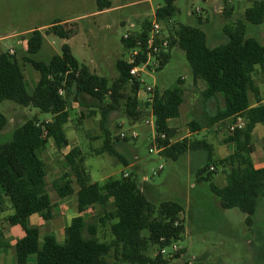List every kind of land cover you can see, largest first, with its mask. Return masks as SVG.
<instances>
[{
  "label": "trees",
  "instance_id": "obj_1",
  "mask_svg": "<svg viewBox=\"0 0 264 264\" xmlns=\"http://www.w3.org/2000/svg\"><path fill=\"white\" fill-rule=\"evenodd\" d=\"M175 1L163 0V5L154 11V18L166 28L165 36L169 41L168 50L158 56L156 69L161 70L167 64L173 47L178 46L184 52L193 82L200 80L203 85L202 106L218 94L222 96V107L204 118L205 127L227 119L231 123L236 116L243 119L242 128L234 129L224 139V143L232 145V152L214 159L213 146L203 138L171 142L176 130L169 127L167 121L179 116L184 102L182 89L160 92L155 87L152 102H141L138 92L142 81L130 75L132 65L126 60L116 61L118 74L109 83L107 78L80 64L66 43L62 44L60 54L53 55L47 62L33 59L31 55L40 50L44 34L38 29L30 31L24 38L26 55L20 60L38 73L32 92L27 90L26 77L15 53H0V102L12 101L51 115L49 120L41 121L36 116L26 119L14 128L10 140L0 142V202L6 199L12 209L6 217L7 223L20 225L24 231V236L12 246L14 264H27L31 257L36 264H167L168 258L161 255L160 250L182 238L181 204L164 201L154 216V204L140 189L132 173L104 183L93 182L84 164L85 157L77 146L70 147L64 155L67 170L51 182L60 199L73 194L72 183L78 187L77 214L65 227L63 242H58L52 234L40 236L36 227L29 226L27 220L32 214H38L44 221L54 216V204L47 191V166L41 154L51 140L59 149L69 145L64 126L69 121L71 103L81 105L83 95L91 97L102 108L100 127L104 139L99 153L106 152L126 165L114 147L115 142L126 138L111 136L105 126L107 117L119 109L130 123H135L148 108L154 117L155 134L165 135L164 140L157 138V145L165 147L160 156L176 161L189 151H204L205 163L196 171L197 180L210 181L211 174L220 168L225 174V184L218 186L210 181L211 192L219 198L223 208H237L246 215L248 226L253 223L259 202L264 201V166L255 167L252 159L254 127L257 124L264 127V98L255 81L258 73L264 72V45L247 37L246 28L247 23L259 25L263 22L264 1L253 0L244 10L242 19L226 24L223 33L227 42L214 47L208 46L207 35L199 26L173 22L178 12ZM111 6V0H96L97 11ZM231 9L227 8L225 16ZM150 22L144 20L140 30L128 40L121 38L124 48L128 50L134 47L136 40H143ZM75 26L73 22L54 21L47 27L46 34L68 39L75 32ZM144 58L142 55L141 59ZM139 61L137 59L134 65ZM59 89L63 90V95L58 93ZM6 124L7 119L0 113V131ZM188 128L195 132L203 126L193 119ZM88 210L93 213L86 215ZM99 227H108L109 240L99 239ZM7 247L0 230V251ZM151 250L157 251L154 257L149 255ZM178 256V252L173 254L175 258Z\"/></svg>",
  "mask_w": 264,
  "mask_h": 264
},
{
  "label": "rangeland",
  "instance_id": "obj_2",
  "mask_svg": "<svg viewBox=\"0 0 264 264\" xmlns=\"http://www.w3.org/2000/svg\"><path fill=\"white\" fill-rule=\"evenodd\" d=\"M134 0L115 1L116 10L107 11L93 16L96 11V0H0V53L10 48L14 49L15 56L22 65L26 77V87L32 92L38 78L37 71L30 64H22L20 58L26 55L18 40L24 41L29 30L39 28L44 34V40L40 50L31 55L33 59L47 62L53 55H59L62 44L66 43L71 49L72 55L78 62L86 66L90 72L103 76L111 83L117 77L115 63L118 59L128 60L129 51L124 48L121 38L127 31L138 32L140 25L137 22L151 21L154 11L163 5V0L144 1L137 6H130ZM233 10L229 16L222 14L220 19H209L212 26L220 22L227 24L236 23L242 18L245 8L251 6L253 0H233ZM259 1V0H258ZM264 1V0H263ZM230 4H232L230 2ZM178 9L173 22L198 26L194 13L196 8H206L208 2L204 0H176ZM92 14V15H91ZM54 21H68L75 23V32L68 39H61L53 34H46L49 24ZM125 24L121 25L120 22ZM131 23H136L131 27ZM163 35L167 34L166 28L161 27ZM208 34V46L214 47L227 42V36L222 33L218 40L211 39ZM246 36L253 37L264 45V20L259 25L247 23ZM142 81L138 92L140 101L147 98L146 86H154L160 92L165 89L179 88L185 92L184 108L180 107V120L185 117L184 109L187 105L192 119L205 127L204 118L213 113L214 105L210 103L205 109L202 106L199 84L193 82L190 68L187 64L184 52L178 46L171 49L169 61L161 70L144 68L140 73ZM261 95L264 98V72L255 77ZM251 103H254L252 94ZM81 105L72 102L70 107L69 121L64 126L69 147L57 148L53 141L47 145L41 157L47 166V191L52 201L58 200V196L51 186L54 178L59 176L65 169L63 155L70 147L77 146L85 157V167L93 182L104 183L109 179H117L124 173H132L138 185L143 183L146 177V185L149 193L146 197L155 206L154 216L158 214V207L164 201H174L182 206L180 218L183 219L184 233L176 243L179 247L178 257L173 253L164 254L168 258L167 264H264V201L260 200L257 211L251 225L246 224V215L237 208L225 209L220 205L219 198L210 190V181L218 186L225 184V174L220 168L211 174L210 181H198L196 171L204 166V151H196L199 155L195 160L181 156L178 160L164 158L156 152H149L152 147L154 135V117L147 115L141 117L135 123H130L121 110L109 113L106 128L111 136H119L121 133L126 140L114 143L116 151L126 157L136 166H125L116 157L106 152L99 153L103 145V132L100 127V105L87 95L80 98ZM195 103V104H194ZM221 101L218 103L222 107ZM204 108V115L203 109ZM149 109L146 108L147 112ZM150 112V111H149ZM0 113L7 119V124L0 133V142L11 139L12 131L21 125L26 119L36 116L39 120L51 119L48 113H41L32 107H22L12 101L0 102ZM151 121L146 124L145 120ZM230 123L220 124L208 128L203 135L196 136L213 145V158H221L228 155L230 145L225 144L224 138L229 133ZM136 132L138 137L132 138L131 133ZM261 131V132H260ZM264 127L257 124L253 131L254 152L252 159L256 165L264 164V153L256 150V144L264 140ZM136 157V158H135ZM159 166L162 169L159 170ZM153 172L155 174L153 175ZM74 188L76 186L74 185ZM10 204L6 200L0 207V229L3 216L12 211L7 209ZM97 236L100 240H109L108 227L98 228ZM62 242V240H60ZM9 244V243H8ZM181 249L183 251L181 252ZM14 254V252H13ZM157 251L151 250L149 255L154 257Z\"/></svg>",
  "mask_w": 264,
  "mask_h": 264
},
{
  "label": "crops",
  "instance_id": "obj_3",
  "mask_svg": "<svg viewBox=\"0 0 264 264\" xmlns=\"http://www.w3.org/2000/svg\"><path fill=\"white\" fill-rule=\"evenodd\" d=\"M115 1H119V0H111L112 6L109 9H105L103 11H97V9H96V11L92 13L93 16L103 14L107 11L116 10V9L120 8V6L114 5ZM144 1H151V0H134V1H131L129 5L130 6H137V5L142 4ZM204 1L208 2V6L206 8H196V9H199V12H196V9H195L194 13L191 12V13H189V15H193V14L195 15L197 25L201 29H203L207 35V44H208V38L209 37H208L207 31H209L211 33V37H212L211 39L216 41L221 36V31L223 33V27L227 24V22H223V23L220 22L218 25L212 26L210 23H208V22H210L209 19L211 18L213 21H215V19H220L222 14L225 17V13L227 11V8H229V7L232 8L231 9V11H232L234 8L233 5L235 2L233 0H204ZM230 2L232 4H230ZM231 11H229L227 16L230 15ZM242 17H243V13H242ZM61 22H64V21H61ZM65 22H68V21H65ZM138 23L141 27V22L139 21V22H137V24ZM120 24L124 25L125 22L121 21ZM131 24L135 25L136 23H131ZM35 29L40 30L39 28H35ZM32 30H34V29H32ZM32 30H29L27 33H29ZM17 42H18V44L22 45V50L26 51V49H27L26 40H24V41L18 40ZM10 50H12L14 52V49L10 48L8 51H10ZM196 82H197V84H199V91H201L203 89V85H202L201 81L197 80ZM184 95H185V92H184ZM221 97L222 96L220 94H218L216 97L205 101V107H206L205 109H207L208 108L207 106L210 103H212L214 105V108L211 111H213V113H214L217 110V108L219 107L218 103L221 101ZM263 101H264V99H263ZM141 102H144V101H141ZM222 103H223V101H222ZM182 105L184 108V102L181 104V106ZM191 105H193V104L187 105V107H185V109L183 110L185 117L183 118L182 121H176L173 125L171 124V122L173 120H180V116H181L180 108H179V116L177 118H171L167 121L169 127H172L176 130L175 137L171 140L172 143H174L178 140H181L183 138H196V136L200 135L199 133H201V136H202L203 132L208 131L207 127H203L200 130L195 131V132L189 131L188 124L193 120L192 117L190 118L191 112L189 110V106H191ZM149 111L150 110H148L147 112L145 111V113H147V115H149ZM213 113H211V114H213ZM46 120H49V119H46ZM230 121H231L230 119H227L226 121H224L223 123H220V124L221 125L227 124V123H230ZM220 124H214L212 126H208V128L214 127V126L220 125ZM243 125H244V122H243ZM255 127H254V129H255ZM0 133H1V131H0ZM202 138L206 140L205 137H202ZM49 143H50V141H49ZM258 143L259 144H256V150L259 152H262V154H263L264 153V140L261 139ZM225 144H227V143H225ZM227 145H230L232 147L231 144H227ZM69 146L70 145H68L67 147H69ZM195 152L196 151H189L184 155L186 156V158H189L190 160H195L199 156V155H195L196 154ZM231 152H232V149L229 148L228 154H230ZM213 153H214V148H213ZM158 154L160 155V153H158ZM252 155H253V153H252ZM62 158L64 161V155ZM218 158H216V159H218ZM123 159L126 163V165L123 163L125 166H136V163L130 162L126 157L123 156ZM63 164L65 165L64 162H63ZM254 165L257 168L264 166V164L256 165L255 163H254ZM65 170H67L66 166H65L64 171ZM144 178H145V176H143V178H142L143 183L140 184L139 187L146 196V193H149V191H148V186L146 185V182H144L145 181ZM74 185L76 186V188H74ZM72 188L74 191L73 194H71L70 196H68L66 198H62V199L59 198L58 200L53 201V204H54L53 215L54 216L51 220L44 221L38 214H32L31 216H29V218L27 220L29 226L36 227L39 231L40 236H43L45 234H52L58 242H60V240H62V242H63V240H64V229L70 223V220L72 219V217H74L77 214L76 191H77L78 187L75 183H72ZM5 201H6V199H1L0 205H2ZM7 209H11V207H7ZM3 210L4 209H2V207H0V211L3 212ZM11 211H12V209H11ZM92 213L93 212L91 210L86 211V215H91ZM7 216H3L2 227L0 230H2V232H3V241L6 243H9L8 244L9 247L4 248L0 251V264H14L15 263V256L13 254L12 246L15 244L17 239L24 236V231L20 225L10 226L7 223V221H6ZM27 264H36L34 257H31L28 260Z\"/></svg>",
  "mask_w": 264,
  "mask_h": 264
},
{
  "label": "built area",
  "instance_id": "obj_4",
  "mask_svg": "<svg viewBox=\"0 0 264 264\" xmlns=\"http://www.w3.org/2000/svg\"><path fill=\"white\" fill-rule=\"evenodd\" d=\"M196 12H199V9H196ZM131 27L134 25L131 24ZM135 32L127 31L123 34L122 38L124 40H128ZM169 47V41L166 38L165 35H163L161 31V25L153 18L150 22V27L148 30L147 36L143 40H136L134 47H131L128 49L129 51V59L127 62L131 64V68L129 70V73L132 77L139 78L140 79V73L144 68H153L156 69L158 67L159 61L158 56L162 52H166ZM10 53H13L12 50H10ZM144 55V60L141 59V56ZM137 59H140L139 63L137 65H134ZM154 86H146L145 92L148 94L147 98L144 100V102L151 103L153 94H154ZM58 93L60 95H63V90L59 89ZM149 116H151V113L149 112ZM145 123L151 124V121L148 119L145 120ZM243 126V120L242 118L236 116L235 121L231 122L228 126L229 133L234 131L236 128H242ZM119 137L121 139L126 138L124 134H120ZM132 138H137L138 135L136 132L131 133ZM157 138L160 140L165 139L164 134L156 135L154 132V135L152 136V147L149 149V152H156L157 154L160 153L165 147H159L157 145ZM162 169L161 166H159V170ZM212 169V168H210ZM155 172H153V175ZM124 177L128 176V173L123 174ZM146 180V177L144 178ZM162 240V239H161ZM168 249H170V253L174 254L179 251V247L176 243H172L167 247H164L160 250V254L164 256V254H168Z\"/></svg>",
  "mask_w": 264,
  "mask_h": 264
}]
</instances>
